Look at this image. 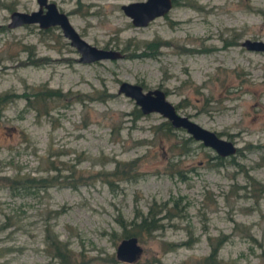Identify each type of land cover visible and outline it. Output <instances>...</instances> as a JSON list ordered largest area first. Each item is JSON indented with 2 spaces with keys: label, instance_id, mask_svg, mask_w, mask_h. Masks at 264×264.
Returning <instances> with one entry per match:
<instances>
[{
  "label": "rangeland",
  "instance_id": "obj_1",
  "mask_svg": "<svg viewBox=\"0 0 264 264\" xmlns=\"http://www.w3.org/2000/svg\"><path fill=\"white\" fill-rule=\"evenodd\" d=\"M48 1L83 40L122 57L80 63L58 27L6 26L35 0H0V92L65 93L33 104L46 115L22 96L0 111V176H56L44 187L0 182V262L56 264L43 249L45 224L77 264H264V51L240 45L264 41V0H173L145 26L119 7L133 0ZM144 41L153 54L130 56ZM121 81L163 91L234 153L214 158L183 129L165 131L155 112L134 118L136 105L116 93ZM132 159L129 174H110ZM151 202L166 204L155 215L161 227L136 238L133 262L115 259L117 220L137 221Z\"/></svg>",
  "mask_w": 264,
  "mask_h": 264
},
{
  "label": "water",
  "instance_id": "obj_2",
  "mask_svg": "<svg viewBox=\"0 0 264 264\" xmlns=\"http://www.w3.org/2000/svg\"><path fill=\"white\" fill-rule=\"evenodd\" d=\"M36 10L30 12L13 10L9 13L8 28L23 24H36L45 29L50 26L58 27L61 35L78 54L77 61L89 63L103 59H115L122 57V53L114 49L97 48L83 40L69 24L66 15L57 10L55 4L48 0H35ZM122 13L130 19L133 26H145L155 17L162 16L171 7V0H133L121 4ZM240 45L247 50L264 51V41L245 39ZM116 93H119L133 101L142 114L155 112L171 127L181 128L193 140L199 141L203 146L210 148L220 156L226 157L234 153L235 146L229 140L217 136L213 131L204 129L191 121L188 117L179 115L174 106L168 102L163 91L159 89L143 90L141 85L121 81L117 85ZM141 248L134 236L118 240L115 249V259L122 262H133L139 255Z\"/></svg>",
  "mask_w": 264,
  "mask_h": 264
},
{
  "label": "trees",
  "instance_id": "obj_3",
  "mask_svg": "<svg viewBox=\"0 0 264 264\" xmlns=\"http://www.w3.org/2000/svg\"><path fill=\"white\" fill-rule=\"evenodd\" d=\"M153 45L154 43L152 41H144V43L140 44L141 49L138 52L134 50H136L139 47V45H135L134 49H132L129 54L130 56L150 57L151 54H153V50H154ZM103 95L109 96L106 94H103ZM20 96H22L25 103L35 111L36 113L35 116L38 117V116H41L42 114L46 115L49 111H47L45 108L39 109L35 107L33 105L34 103H36L37 101L45 102V101H50V100H57L59 98H64L65 93H61L57 89H51L45 86H39L37 88L31 87L29 92L27 93L24 92L21 94H17L13 92H6V91L0 92V111L6 103ZM74 98L80 103H82L84 100L82 97H74ZM132 114L134 118H137L142 113L139 111L137 107H134ZM159 125L162 126L163 129L167 132L171 131L173 128L171 127L169 122L166 120L162 121ZM187 140H189V138H187ZM214 158L220 159L222 157L215 154ZM134 161L135 159H132L130 161L123 162V163L115 162L110 174L112 175L121 174L124 176L126 174H129V170L131 169L130 166L131 164H133ZM49 164H50V167L48 168V170H54L55 168L52 165V161H49ZM98 174H101V172H98L95 175H98ZM55 177H56L55 175L54 176L47 175V176H40V177H33V176L18 177L16 175L12 177L11 179H7L3 176H0V182L11 183L14 186H21L22 188H27L28 186L44 187V186L49 185V183H51ZM165 205L166 204L164 203L157 204L155 202H151V204L147 206L145 213L136 214L135 218H137V221L132 220V221H129L127 224H125L122 219L117 220V224L120 227V234H119L120 236H118L119 239L130 237V236H134L135 238H141L142 234L147 235L148 237L151 236L152 231L161 227L160 223H158L159 219H157L155 215L159 212V210H163V209L167 210V207ZM4 228H5L4 225H2L1 229H4ZM42 239L44 243L43 249L50 260L52 259L56 260V264H77V262H75V260L78 259L77 255L68 248V244L66 242L60 241L58 239L57 235L52 231V228L50 227V225L44 224ZM223 241L224 239L222 238L217 239L216 243L211 246L210 252L208 256L205 257V259H210L212 261L213 257L216 254L217 249L219 248V246L222 244ZM182 244H188V241ZM1 250L2 249L0 248V256L2 254ZM0 264H9V263L1 261Z\"/></svg>",
  "mask_w": 264,
  "mask_h": 264
},
{
  "label": "flooded vegetation",
  "instance_id": "obj_4",
  "mask_svg": "<svg viewBox=\"0 0 264 264\" xmlns=\"http://www.w3.org/2000/svg\"><path fill=\"white\" fill-rule=\"evenodd\" d=\"M171 4H172V0H171ZM164 14H165V13H164ZM164 14H163V15H164ZM153 19H154V18H153ZM153 19H152V20H153ZM150 21H151V20H150ZM261 52H263V51H261Z\"/></svg>",
  "mask_w": 264,
  "mask_h": 264
}]
</instances>
